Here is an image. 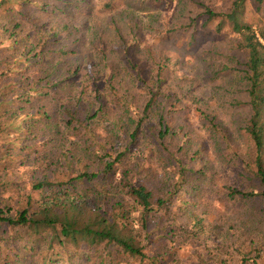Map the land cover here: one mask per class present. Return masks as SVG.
<instances>
[{
	"label": "trees",
	"instance_id": "trees-1",
	"mask_svg": "<svg viewBox=\"0 0 264 264\" xmlns=\"http://www.w3.org/2000/svg\"><path fill=\"white\" fill-rule=\"evenodd\" d=\"M245 1L103 27L89 18L114 0H0V264H264V30ZM184 27L189 50L199 28L229 27L243 56L210 65L245 80L239 139L196 108L217 177L173 115L195 81L169 51Z\"/></svg>",
	"mask_w": 264,
	"mask_h": 264
},
{
	"label": "rangeland",
	"instance_id": "rangeland-1",
	"mask_svg": "<svg viewBox=\"0 0 264 264\" xmlns=\"http://www.w3.org/2000/svg\"><path fill=\"white\" fill-rule=\"evenodd\" d=\"M8 1H10V4H13V1L16 0ZM233 1L234 0H181L179 3V0H172L170 4H167L164 0H114V6L111 9L107 8L103 11L99 10V7L93 9L94 15L89 19L97 21L101 26L105 27L106 21L112 14L116 16V19H120L121 22H128L133 18L139 19L144 25L149 24L150 21L155 18V22L159 25L165 24L167 27H170L178 26L181 23L182 25L186 24L189 22L186 18L196 14L200 15L199 22L204 20L206 15L203 12L204 9L202 4L207 5L214 11L227 12L230 10ZM106 2H108V0H95V3H98V5H103V3ZM110 10L111 12H109ZM242 19L251 24L253 29L264 30V0H246ZM162 30L165 32V28ZM182 30L189 32L190 28L186 29V27H184L178 31L168 33V36H170L168 38L170 40L169 51L176 58L178 57L180 59L181 64L178 67V72L180 74H185L183 79L195 78V81L192 86L193 89L188 90L183 97L187 104L181 111V115L177 114L178 111L173 113V115L175 118H178L176 120L178 126L182 125V123L186 124L188 138L191 139L194 146L199 145L194 142L196 139L201 141V146L199 145L201 148L200 157L193 160L191 163L195 167L203 166L207 168L208 177H217L216 170L221 166L220 160L211 151L209 137L206 130L203 129L199 123L196 108L203 107L212 114L217 115L219 119L228 124L233 136L239 139L240 128L237 126L240 125L239 121L247 112L245 110L246 106H239L236 104L235 100L238 99V102L241 104L247 101V96L244 91L245 80L242 78V73L239 70L213 74L210 65H214L219 61H228V63L236 68L237 60L235 55L239 58H243V56L234 46L235 34L229 27L223 28L219 33L199 28L196 37L199 45L198 48L194 50H189L192 48L186 47V32ZM181 35H184V37L180 38ZM145 37L147 40H153L152 35L146 34ZM185 59L189 61L186 66L182 63ZM211 62L213 64H211ZM182 85H184V83H182ZM224 167L226 168V166ZM223 172H225V169ZM232 173L233 169H231L230 174ZM209 184L211 183L208 182V185ZM215 184H217L216 180H214L213 185ZM193 196L192 194L186 196V194L183 193V197H187L190 200H193ZM210 202L211 199L208 196L206 200L207 207ZM213 207L214 204L212 208ZM211 212L209 214H211ZM180 253L185 254L182 251Z\"/></svg>",
	"mask_w": 264,
	"mask_h": 264
}]
</instances>
